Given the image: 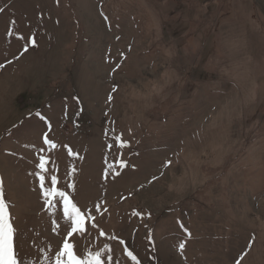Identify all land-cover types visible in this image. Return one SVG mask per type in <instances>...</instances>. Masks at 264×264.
Wrapping results in <instances>:
<instances>
[{"label": "rangeland", "instance_id": "1", "mask_svg": "<svg viewBox=\"0 0 264 264\" xmlns=\"http://www.w3.org/2000/svg\"><path fill=\"white\" fill-rule=\"evenodd\" d=\"M0 8V179L24 264H44L59 240L33 174L39 154L81 205L108 210H93L108 236L92 231L82 249L107 243L120 264H135L125 246L141 264H264V0ZM20 36L37 41L22 56ZM37 112L56 149L38 153L48 127Z\"/></svg>", "mask_w": 264, "mask_h": 264}, {"label": "snow or ice", "instance_id": "2", "mask_svg": "<svg viewBox=\"0 0 264 264\" xmlns=\"http://www.w3.org/2000/svg\"><path fill=\"white\" fill-rule=\"evenodd\" d=\"M3 9L0 8V12ZM103 16L104 14L101 13ZM107 20L108 17L104 16ZM8 35H12V30L9 29ZM20 40L24 41L23 50L20 56L29 51V47H35L37 41L35 36L24 37L20 36ZM120 39L119 36L116 37ZM124 56L123 53L120 54ZM20 56L15 57L19 59ZM12 63V61H8ZM4 65L0 64V68ZM120 65L117 64L116 68ZM115 71V69H113ZM117 87H112V92H116ZM113 96L109 94L108 101L111 102ZM36 116L40 118V121L47 124L48 131H42L39 136L42 140V146L38 149V153L45 151L44 146L50 149H56L57 144L49 138L48 132L51 131V124L45 116H42L39 112ZM119 147H125L126 142L121 140V136L115 137ZM111 147V146H109ZM69 154H72L71 152ZM173 162L171 160L166 161L163 164V168H168ZM124 161H120L119 167H126ZM112 166L110 165L109 168ZM35 168L39 169L38 172L33 174L38 177L39 189L44 198L45 204L49 209H55L57 214L56 228L53 229L57 233L59 240L57 241V247L51 255L46 254L44 257V264H120V261L115 258L114 249L107 243L102 248L97 250H90L87 247L81 248L80 239L89 235L92 231H96L99 237H106L108 234L100 227L97 221L96 215H93V210L99 215H103V212H107V208L101 211V204L96 203L94 209L88 208L87 205H81L75 197V185L73 183L61 184V177L59 176L58 167L50 166V158L43 154L38 155V162L35 164ZM73 171H75L73 169ZM114 175H120L117 171ZM164 175L163 171L160 172V176H152L148 183H152ZM107 179V172L105 174ZM144 187V185H141ZM69 190H72L71 193ZM11 205L6 201V195L4 190V182L0 179V264H24V257L21 253V241H20V229L17 226L15 220H13V214ZM139 215V213H137ZM150 215V214H149ZM63 220V225L58 223V220ZM183 227V226H182ZM79 238V239H78ZM112 241H118L120 245H126V241L119 236L108 237ZM255 236L251 237L247 247L250 250ZM179 249L183 251L185 244L182 242L178 245ZM51 251V249H50ZM126 259L135 264H141L137 255H134L133 251L129 250L127 246L122 249ZM246 254V253H245ZM240 259H243L241 256ZM240 259L236 260V264H240Z\"/></svg>", "mask_w": 264, "mask_h": 264}]
</instances>
